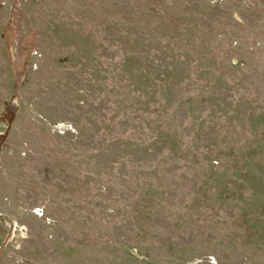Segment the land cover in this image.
<instances>
[{
	"label": "rangeland",
	"instance_id": "obj_1",
	"mask_svg": "<svg viewBox=\"0 0 264 264\" xmlns=\"http://www.w3.org/2000/svg\"><path fill=\"white\" fill-rule=\"evenodd\" d=\"M0 264H264V0H0Z\"/></svg>",
	"mask_w": 264,
	"mask_h": 264
},
{
	"label": "water",
	"instance_id": "obj_2",
	"mask_svg": "<svg viewBox=\"0 0 264 264\" xmlns=\"http://www.w3.org/2000/svg\"><path fill=\"white\" fill-rule=\"evenodd\" d=\"M14 116H15V112L14 111H9L8 113L4 114V117L8 118V123H9L8 129H7L6 133H5V135H8V132H9L10 126H11V124L13 122Z\"/></svg>",
	"mask_w": 264,
	"mask_h": 264
}]
</instances>
